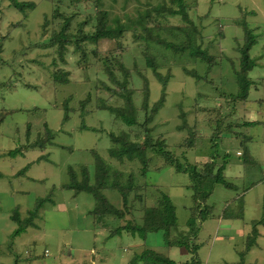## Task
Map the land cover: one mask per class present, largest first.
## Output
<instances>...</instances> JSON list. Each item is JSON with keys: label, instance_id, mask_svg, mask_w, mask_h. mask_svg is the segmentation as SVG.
<instances>
[{"label": "rangeland", "instance_id": "rangeland-1", "mask_svg": "<svg viewBox=\"0 0 264 264\" xmlns=\"http://www.w3.org/2000/svg\"><path fill=\"white\" fill-rule=\"evenodd\" d=\"M20 1L35 4L26 17L11 8L9 0H0V60L6 63L0 66V264H133L135 255L144 250L156 252L176 264H264V247L259 249L253 244L254 249L248 252L247 240L238 234L239 227L231 239H224L222 232L216 236V217L227 204L230 210L240 208V197L245 203L244 222L263 216L264 114H259V124L243 126L240 113L237 116L233 113L236 103L231 101V96L240 91L234 72L240 70L237 50L244 46L249 30L255 41L249 52L255 67L248 79L256 80L252 84L255 90H249L248 103H237L242 102L241 111L247 107L245 104L255 109L263 103L260 100H264V0H186L189 19L201 30L204 46L211 43L208 53L217 57L211 69L186 54L174 55L148 43L159 67L157 72L171 76L164 106L148 124L154 129V138L162 137L168 151L180 163L196 165L216 160L217 163L225 161V167L230 166L223 174L233 188L217 184L206 201L213 208V216L204 222L195 240L200 246L195 257L187 250L166 244L161 232L148 234L145 241L126 233L118 236L113 233L138 216L139 205L154 203L160 192L170 197L176 209L177 231L187 230L186 222L193 207L192 191L187 188L189 178L165 166L160 158L148 155L146 177L137 178L140 184L148 186V193L139 191L137 200L131 193L129 210L117 193L104 191L123 218L110 216L103 229L98 222L97 226L93 223L89 214L94 207L92 196L64 189L69 183V168L75 170L79 180L81 168H87L93 179L95 155L107 163L115 162L108 156L112 145L109 135L127 141L133 134L142 135L137 126L128 127L107 111L88 113L93 111L96 98L107 100L113 106L122 105L114 95L102 91V84L117 88L104 73L107 64L119 81L123 79L116 72V60L108 57H120L123 67L130 71L128 87L135 90L136 107L139 108L142 100V81L135 69L148 80L151 90L148 112L159 99L161 86L152 71L145 68L144 46L134 38L142 30L131 22L148 12L151 18L147 19L146 27L159 28L153 34L174 44L184 40L175 28L186 27V23L180 16L166 13L156 16L152 8L162 0ZM100 10L107 11L110 20L116 16L123 24H130L129 29L121 39L101 40L86 48L82 45L89 56L92 55L89 50L97 52V56L92 55L84 62L78 60L81 52H76L75 45H68L65 63H61L55 48H50L53 35L63 27L75 36L80 30L94 32L96 13ZM71 15L72 20L65 25L66 17ZM177 35L178 38L174 37ZM60 70L68 73V84L53 81V74ZM186 71H195L200 80L195 81ZM10 81H13L11 85ZM88 94L91 102L85 105L84 115L80 116L79 103ZM263 108L256 111L264 112ZM140 112L137 113L142 123ZM65 114L68 120H64ZM82 124L94 131L80 129ZM46 125L53 136L50 142L46 140ZM215 133L217 138L212 147L211 136ZM189 140L193 145L186 147ZM36 142L39 146H32ZM14 150L17 151L9 154ZM132 164L126 162L121 170L129 172L132 166L139 168L138 162ZM113 166L119 167L117 163ZM40 199L45 201L34 226L15 236L17 225L11 220L13 212L18 211L20 218L25 219Z\"/></svg>", "mask_w": 264, "mask_h": 264}, {"label": "trees", "instance_id": "trees-1", "mask_svg": "<svg viewBox=\"0 0 264 264\" xmlns=\"http://www.w3.org/2000/svg\"><path fill=\"white\" fill-rule=\"evenodd\" d=\"M10 7L18 11L23 17L27 16V12H30L34 9L35 4L33 2H23L20 0H9ZM148 5V4H147ZM186 0H162L155 7L152 8V11L156 16H162L163 14H168L170 16H180L186 27L175 28L178 32L182 34L184 40L179 44H174L172 42H167L165 39H161L158 35H154V29L158 31L159 28H148L146 27L147 19L151 18L148 12L145 15H141L136 21H132L131 24H137L142 30V34L136 35L134 38L141 41L144 46L143 59L145 61V68L152 71L153 76L156 78L157 82L161 86L160 96L158 101L151 107L148 112V101L150 97V88L148 80L145 76L137 71L138 77L141 79L142 83V100L141 104L138 107L134 104L135 90L128 87V78L130 77V71L123 67L120 57H108L109 60H116L115 64L118 63L117 71L122 75V80L119 81L116 78L113 68L107 64L104 66V73L107 74L109 82L116 85V89H112L109 86L102 84V91L108 92L111 96L114 95L118 100L121 101V106H113V104H108L107 100L96 98L95 107L88 113H95L98 111H107L110 114L114 115L115 118L122 121L128 127L137 126L142 130V135L133 134L132 137L129 136L130 141L124 140L123 138H117L114 135H109V139L112 143L111 147L108 150V156L111 160H115L113 163H107L103 161L98 155H95L94 163V175L93 179L87 168H81L79 180L78 174L75 170L69 168L68 176L69 183L64 186V189L71 190L75 194L85 193L91 195L94 200V207L89 213L92 217L93 223L96 225L99 223L100 229H103L107 223V219L111 216L112 218L122 219L123 214L116 210L108 201L104 195L105 190H109L117 193L124 205L125 208L128 207L129 210V195L133 193L135 199H140L138 192L143 190L146 195L148 193V186L140 184L137 181L138 177H146L147 168L149 165V154H152L160 158L165 166L173 168L177 173L187 175L189 178L188 189L192 191V201L193 207L190 208V216L186 222V231L178 232L177 231V216L176 209L170 199V197L162 192L159 196L155 197V202L151 205L143 204L139 205L140 211L137 210V217H133L132 220L128 221L125 226H121L114 230V235H121L126 233L132 237H139L141 240L145 241L146 236L151 233L161 232L163 235V240L169 246H175L183 250H187L194 257L199 249V245L195 244L199 232L202 229V224L213 216V208L206 204V201L211 196L215 185H222L226 189H231L233 186L225 181L224 177L221 176L220 169L215 173V166L212 161L206 162L204 164H189L187 162L180 163L179 160L167 149V145L163 141L162 137L154 138L153 128H149L148 124L152 123L159 110L164 106L167 97V87L168 82L171 78L168 73L165 76H162L157 72L158 64L156 58L152 55L149 50L148 43L151 42L156 46L161 47L162 49L169 51L174 55H187L195 61H201L207 65L208 69H211L212 66L216 64L217 57L210 55L208 49L211 46L209 42L207 46H204V36H202L201 30L197 29L194 23L189 19L187 12ZM72 15L66 17L65 25L68 24V21L72 20ZM85 23V22H84ZM84 23L82 25H84ZM64 25V26H65ZM80 25V27L82 26ZM130 24H123L122 21L114 16L111 20L109 19V13L105 10H100L96 13V24L94 32L84 33L81 30L75 36L68 32V29L63 27V29L58 33L53 35V42L50 41V45L55 48L57 55L61 63H65V53L67 51L68 45H75L76 52L80 51L81 55L79 59H83V62L90 56H97L95 50L91 51L89 56L88 52H84L82 45H95L101 40H117L121 39L124 33L129 29ZM82 28V27H81ZM83 29V28H82ZM245 35L244 46L239 48L237 51L240 55L239 57V72H235V79L237 80L240 87L239 93L235 96H231V101H246L248 98L249 90L252 86V82L248 79V74L255 67L254 61L250 58L249 52L253 45L255 44L254 38L249 35V30ZM176 38L179 35L174 36ZM53 43H56L54 45ZM219 45V43H218ZM1 51V47H0ZM2 60H0V66H5ZM136 68V67H135ZM188 76L195 79V81L200 80L198 74L195 71H186ZM68 73H64L61 70L53 74V81L55 83L65 85L69 83ZM207 77V75H206ZM205 77V80H206ZM13 81H10L11 85ZM31 86V85H30ZM69 100L64 103V106ZM91 102V95L88 94L87 98L82 100L79 103L80 112L83 116V110L86 104ZM36 111L38 108H34ZM66 112L69 109L65 108ZM138 109L142 112L143 122H140ZM29 111V110H28ZM138 112V113H137ZM140 112V113H141ZM64 120H68V115L65 114ZM141 123V124H140ZM184 123V121H183ZM80 129L92 130V128H86L85 125H81ZM27 138L30 135V125L27 127ZM46 131V140L52 141L53 136L51 131L48 130L47 125L45 126ZM140 133V132H139ZM217 138V133L212 134L211 143L212 147H215V140ZM127 141V142H126ZM116 145H120L119 148H115ZM186 147H191L192 140L185 143ZM32 146L38 147V142L33 143ZM114 146V147H113ZM17 150L9 152V154H14ZM128 162L129 164H135L138 162L139 168L132 166V170L129 172H123L121 168L124 164ZM114 163H117L118 168L114 166ZM123 164V165H122ZM132 164V165H133ZM22 170L20 173H23ZM93 180V182L91 181ZM92 182V183H91ZM150 199V197H147ZM45 199H40L36 202L35 208L32 211L28 212V216L25 219H21L18 211L13 212L11 220L17 225V229L14 231L15 236H19L24 233L27 228L34 226V220L38 217V212L44 203ZM150 201V200H149ZM148 202V201H147ZM138 208V209H139ZM228 212V211H227ZM226 210L223 214L224 217H227ZM141 213V214H140ZM107 220V221H106ZM104 223V224H103ZM258 224L264 225V213L261 220L253 222L251 236L247 239L246 250L249 251L257 237L256 226ZM97 226V225H96ZM175 233V234H173ZM113 236V235H111ZM193 242V243H192ZM194 260V258H193ZM136 261H142L145 264H176L174 261L163 257L162 255L153 252L151 250H144L140 254L135 255L133 258V264ZM195 262V260H194ZM195 264V263H191ZM238 264H243L242 262Z\"/></svg>", "mask_w": 264, "mask_h": 264}, {"label": "crops", "instance_id": "crops-1", "mask_svg": "<svg viewBox=\"0 0 264 264\" xmlns=\"http://www.w3.org/2000/svg\"><path fill=\"white\" fill-rule=\"evenodd\" d=\"M249 80L252 82L253 85H254V83H256V80L253 79V78H250ZM253 85L251 86V88H253V90H255V87ZM251 88H250V90H251ZM226 101L229 102V100H227V99H226ZM260 101H262L263 103H262V105H260V108H259V105L256 106V108H258V110H262V107L264 106V100H260ZM244 102L248 103L249 99L247 98V100L244 101ZM235 103L236 104L233 105L234 107L231 106V107H233L232 108L233 109V113L235 114V116H237V114L240 113L239 116L243 120L241 122L243 124V126L252 127V126H255V125L260 123L259 114L260 113L264 114V112L256 111V108L255 109L249 108V105H251V104H245V105H247V107L246 108L242 107L243 111H241L240 110L241 109L240 105H241L242 102H239V103L235 102ZM241 118H238V119H241ZM237 155L240 156L241 153L237 152ZM206 159H208V158H206ZM213 163H214V166H215L214 173L218 169H220L221 176L224 177L223 172L228 170L230 168V166L225 167V164H226L225 161L220 162L221 163L220 164V163H217V161L215 160V161H213ZM198 164H200V163H198ZM255 179H256V177H255ZM258 180L260 181L261 179H258ZM238 201L242 202V205L240 206V208L239 207H235V208L230 210V208H229L230 206H229V204H227L226 207L224 208V210L222 211L221 215L219 214L216 217V219L218 220V226H217V231H216V236L217 237H218L219 232H222V236H223L224 239H231L232 238V234H234L236 232V228L239 227L240 230H238V234H240V236H242L243 239L247 240L249 238V236H251V232H252V229H253V226H252L253 222H257V221L262 219L261 218L259 220H251V221L247 220V221L244 222V220H243L244 219V214L246 213L245 212L246 210L244 208V206H245L244 204L245 203H243V198L242 197H240ZM263 204H264V199H263ZM225 210H226V212H227V210H230V212L227 214V217L223 216ZM263 213H264V207L262 205V214ZM238 223H241V224H238ZM203 224H202V228H203ZM255 228H256V231H257V234H258L257 237H256V240H255V245H257V247H259V249H263V247H264V225L258 224ZM253 249H254V247H252L248 252L252 251Z\"/></svg>", "mask_w": 264, "mask_h": 264}]
</instances>
